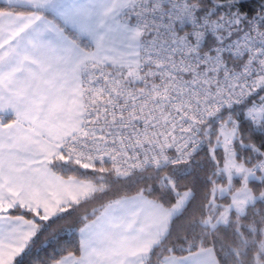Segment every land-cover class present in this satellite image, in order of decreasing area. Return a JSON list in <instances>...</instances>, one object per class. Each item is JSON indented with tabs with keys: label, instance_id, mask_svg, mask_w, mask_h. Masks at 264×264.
<instances>
[{
	"label": "snow or ice",
	"instance_id": "6c2138e0",
	"mask_svg": "<svg viewBox=\"0 0 264 264\" xmlns=\"http://www.w3.org/2000/svg\"><path fill=\"white\" fill-rule=\"evenodd\" d=\"M0 264H264V0H0Z\"/></svg>",
	"mask_w": 264,
	"mask_h": 264
}]
</instances>
